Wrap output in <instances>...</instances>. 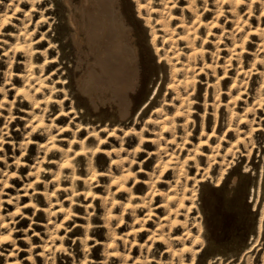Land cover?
<instances>
[{"label":"rangeland","instance_id":"obj_1","mask_svg":"<svg viewBox=\"0 0 264 264\" xmlns=\"http://www.w3.org/2000/svg\"><path fill=\"white\" fill-rule=\"evenodd\" d=\"M127 5L119 118L81 100L62 0H0V264H264V0Z\"/></svg>","mask_w":264,"mask_h":264},{"label":"bare ground","instance_id":"obj_2","mask_svg":"<svg viewBox=\"0 0 264 264\" xmlns=\"http://www.w3.org/2000/svg\"><path fill=\"white\" fill-rule=\"evenodd\" d=\"M62 3L75 57L73 78L81 100L95 111L109 108L113 116L127 117L132 113L134 93L142 80L141 42L147 40L145 26L134 20L127 5L129 0ZM106 120L109 118L103 124ZM213 209L219 214L217 208Z\"/></svg>","mask_w":264,"mask_h":264}]
</instances>
